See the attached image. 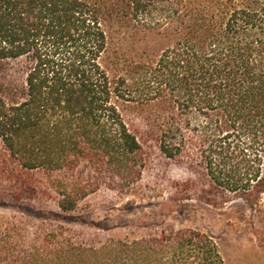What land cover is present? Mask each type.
<instances>
[{"label": "trees", "instance_id": "trees-1", "mask_svg": "<svg viewBox=\"0 0 264 264\" xmlns=\"http://www.w3.org/2000/svg\"><path fill=\"white\" fill-rule=\"evenodd\" d=\"M102 1L0 0V70L22 71L0 77V142L12 157L49 172L86 162L123 193L155 143L168 160L199 164L208 195L264 193V0ZM104 14L121 19L130 53L111 47ZM61 195L69 212L88 191ZM50 255L21 264H228L193 227L136 226Z\"/></svg>", "mask_w": 264, "mask_h": 264}, {"label": "rangeland", "instance_id": "rangeland-1", "mask_svg": "<svg viewBox=\"0 0 264 264\" xmlns=\"http://www.w3.org/2000/svg\"><path fill=\"white\" fill-rule=\"evenodd\" d=\"M102 18L111 47L130 53L133 40L121 19L106 14ZM21 72L12 62L0 70V77L18 80ZM126 120L143 130L138 117L130 114ZM145 153L147 161L133 189L120 193L114 176L86 162L72 171L26 169L0 142V264L45 260L67 242L99 247L136 226L197 228L215 238L228 264H264V193L247 196L221 189L208 195L209 182L199 164L168 160L155 143L148 144ZM82 188L88 195L74 210L63 211V191ZM183 191L189 195L173 199Z\"/></svg>", "mask_w": 264, "mask_h": 264}]
</instances>
